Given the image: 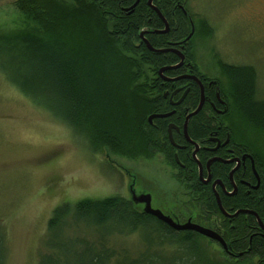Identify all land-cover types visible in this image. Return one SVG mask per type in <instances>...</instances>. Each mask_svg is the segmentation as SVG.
<instances>
[{"label":"trees","instance_id":"1","mask_svg":"<svg viewBox=\"0 0 264 264\" xmlns=\"http://www.w3.org/2000/svg\"><path fill=\"white\" fill-rule=\"evenodd\" d=\"M145 1L16 0L20 12L40 31H0V71L35 105L83 137L92 151L107 147L133 157L138 152H155L153 146L173 163L168 150L158 149L165 139L167 119L151 125L147 115L168 108L158 69L177 63L178 57L172 51H153L139 41L144 26L164 28ZM169 1L159 0L155 5L168 31L146 37L154 48H165L168 41L181 40L190 32L187 15L180 10L171 14ZM130 3H135L132 8ZM200 19L197 27L204 36L210 26ZM218 65L229 79V97L238 116L264 134V97L257 95L254 67L222 61ZM172 69L166 74L177 71ZM198 99L199 90L193 85L182 103L193 110ZM205 109L190 116L189 136L200 137L206 130ZM182 168L178 171L190 176L184 182L189 188L192 179H197L194 165L191 161ZM184 175L175 177L184 181ZM246 200L241 197L236 203ZM260 218L264 223L262 213ZM79 225L91 229L93 237L68 231ZM134 232L141 242L135 254L109 243L111 236ZM2 237L0 233V264L4 261ZM197 240L193 231L176 230L123 196L83 198L54 208L38 264H191L202 247ZM253 243L264 257V245L255 239Z\"/></svg>","mask_w":264,"mask_h":264},{"label":"rangeland","instance_id":"2","mask_svg":"<svg viewBox=\"0 0 264 264\" xmlns=\"http://www.w3.org/2000/svg\"><path fill=\"white\" fill-rule=\"evenodd\" d=\"M15 1L0 0V31H40L20 12ZM185 7L195 22L192 44L199 71L216 75L220 70L218 60L251 65L256 71L257 95L264 97V0H187ZM200 18L210 25L204 36L197 27ZM230 103L229 113L222 118L229 123L232 136L261 154L264 163V134L245 124L231 100ZM181 182L160 153L143 151L130 157L107 147L92 151L83 137L35 105L0 71L3 264H38L44 250L46 224L54 208L83 198L119 195L131 199L132 193H148L153 208L173 219L177 216V221L183 223L194 207L187 185ZM135 206L141 209L143 203ZM71 228L69 232L75 229L93 237V231L83 225ZM197 239L202 247L193 258L188 256L193 260L191 264L256 263V258L230 259L215 241ZM109 243L131 254L141 248L137 232L111 236Z\"/></svg>","mask_w":264,"mask_h":264},{"label":"flooded vegetation","instance_id":"3","mask_svg":"<svg viewBox=\"0 0 264 264\" xmlns=\"http://www.w3.org/2000/svg\"><path fill=\"white\" fill-rule=\"evenodd\" d=\"M186 1H169L171 14L180 10L187 15L190 36L187 40H184L186 38L184 37L181 40L168 41L166 46L178 49L184 55L183 62L175 68L177 70L175 73L166 74L167 71L174 69H166L162 75L158 73L161 80L160 86L163 87L162 97L167 100L168 108L163 112H152L147 115V121L151 125H155V121L160 119H167L163 130L165 139L161 140L162 145L158 149L168 150L172 155L173 163L168 161L164 152L156 150L153 146L150 148L155 153H160L172 167L173 172L176 175L180 174L181 177L184 173L178 171V168L182 170L185 163L192 161L197 179L193 178L189 183L188 191L194 208L192 207L186 220L189 219L193 223L216 231L224 240L225 247L218 240L191 230L195 237L215 241L224 253L235 261L256 258L255 264H264V257L260 254V250L253 246L254 239L264 245V223L260 218L261 213L264 218V163H261L257 152L252 151L246 142L232 136L229 123L223 119L229 113L231 105L229 79L219 70L215 75L214 73L206 74L198 69L192 44L195 22L185 9ZM145 2L147 7L161 18L164 26L163 18L152 7L158 10L155 5L160 4L159 0ZM161 29L163 27L146 25L142 29L143 36L146 38L163 34L164 32H157ZM139 41L144 42L140 35ZM173 53L178 57V62L180 60L178 54ZM189 54L193 56V59L188 58ZM220 61L216 63L217 66ZM218 74L223 76L220 75V77ZM185 75L197 77L201 84L196 79L184 77ZM176 77L178 78L173 79ZM193 85L199 90V99L201 91L203 92L201 108H206L207 119L206 130L197 138L188 135L190 117L184 126L185 117L192 109L182 103ZM164 113L167 115L156 116ZM150 115L153 116L149 118ZM255 144L258 148L260 147L256 141ZM188 177L190 176L184 175V181L181 183H184ZM241 197H246V202L236 203V200ZM174 219H177V216Z\"/></svg>","mask_w":264,"mask_h":264},{"label":"water","instance_id":"4","mask_svg":"<svg viewBox=\"0 0 264 264\" xmlns=\"http://www.w3.org/2000/svg\"><path fill=\"white\" fill-rule=\"evenodd\" d=\"M151 0H149V3H150ZM135 4V3H134ZM132 4L130 6V8L133 7ZM156 11L157 13L163 18V21H164V28L161 29V30H158L157 32H166L167 29H168V24H167V21L164 19V17L162 16V14L154 7L152 6ZM139 35L142 37V40L145 42L146 46L153 50V51H158V52H167V51H172V52H175L178 54L180 60L175 63V64H172V65H166V66H162L158 69V73L160 75H162V72L166 69H172V68H177L178 66H180L183 62V59H184V55L183 53H181L178 49H175V48H171V47H165V48H154L152 47L148 40L143 36V30H141L139 32ZM190 36V34L184 39H188ZM187 75H185L184 77H186ZM179 77H183V76H179ZM187 77H191L193 79H196L198 80L197 77L193 76V75H189ZM178 77L176 78H173V79H177ZM198 82L200 83V81L198 80ZM201 84V83H200ZM202 103H203V92L201 91L200 93V99H199V102L196 106L195 109H193L192 111H190L186 117H185V124L184 126L186 125V122L188 120V118L193 115L194 113H196L202 106ZM167 115V113H164V114H157L156 116H165ZM153 115H150L149 118H151ZM131 200L134 202V203H143V211L147 212V213H150L152 215H154L156 218H158L159 220L163 221L164 223H166L167 225H169L170 227L176 229V230H183V229H189V230H195L205 236H208L210 238H213V239H216L220 242V244L225 247V242L224 240L222 239V237L214 230L212 229H209L207 227H203L201 225H198L196 223H193L191 222L189 219L186 220L185 222L183 223H180L177 221V219H173L172 217H170L169 215L167 214H164L162 213V211L158 208H153L150 204V195L148 193H141L139 195H135L134 193H132L131 195ZM221 207V206H220ZM223 210V209H222ZM225 214L226 212L223 211ZM264 229V227H263Z\"/></svg>","mask_w":264,"mask_h":264}]
</instances>
